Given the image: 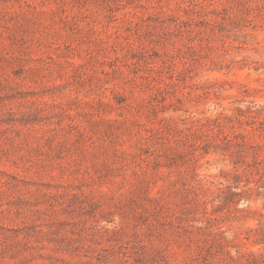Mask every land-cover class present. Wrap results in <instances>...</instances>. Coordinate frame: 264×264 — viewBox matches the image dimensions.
I'll return each mask as SVG.
<instances>
[{
  "label": "rangeland",
  "instance_id": "374dc122",
  "mask_svg": "<svg viewBox=\"0 0 264 264\" xmlns=\"http://www.w3.org/2000/svg\"><path fill=\"white\" fill-rule=\"evenodd\" d=\"M0 264H264V0H0Z\"/></svg>",
  "mask_w": 264,
  "mask_h": 264
}]
</instances>
